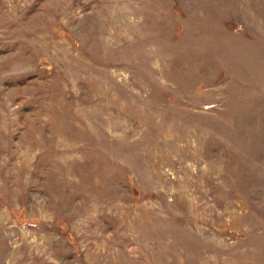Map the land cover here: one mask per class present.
Wrapping results in <instances>:
<instances>
[{"label":"rangeland","instance_id":"obj_1","mask_svg":"<svg viewBox=\"0 0 264 264\" xmlns=\"http://www.w3.org/2000/svg\"><path fill=\"white\" fill-rule=\"evenodd\" d=\"M0 264H264V0H0Z\"/></svg>","mask_w":264,"mask_h":264}]
</instances>
